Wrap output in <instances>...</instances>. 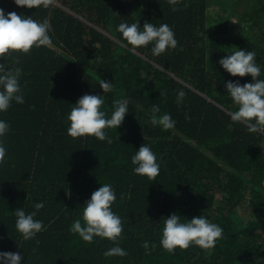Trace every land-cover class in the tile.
Listing matches in <instances>:
<instances>
[{
    "label": "trees",
    "instance_id": "16d2710c",
    "mask_svg": "<svg viewBox=\"0 0 264 264\" xmlns=\"http://www.w3.org/2000/svg\"><path fill=\"white\" fill-rule=\"evenodd\" d=\"M223 2L180 0L173 12L168 0H54L36 9L0 0L6 15L47 19L52 40L19 55L24 103L0 112L10 126L7 164L0 165V252H20L21 264H264V133L231 120L236 105L225 87L253 80L219 64L234 51H254L264 79V0H250V15L237 10L240 29L209 14L210 5ZM137 20L141 28L168 24L177 47L159 57L152 44L133 50L117 27ZM248 21L255 29L248 31ZM101 79L112 83L110 92ZM179 91L186 96L178 105ZM85 94L104 96L106 118L114 100L128 101L122 125L106 130L111 143L68 135L67 117ZM153 105L158 116L171 115L173 129L149 123ZM142 144L160 164L155 181L133 170L131 157ZM105 183L116 193L112 211L122 219L124 257L104 256L115 246L106 238L86 243L70 231ZM36 203L44 204L35 219L46 230L24 241L14 211L30 214ZM173 213L181 222L201 215L223 228V238L211 250L192 245L169 254L160 240Z\"/></svg>",
    "mask_w": 264,
    "mask_h": 264
},
{
    "label": "clouds",
    "instance_id": "9594fccd",
    "mask_svg": "<svg viewBox=\"0 0 264 264\" xmlns=\"http://www.w3.org/2000/svg\"><path fill=\"white\" fill-rule=\"evenodd\" d=\"M53 2L54 0H14L17 6L28 9L41 6L48 8ZM168 3L172 6L173 12L180 10L177 7L180 0H168ZM50 31L51 24L47 19L38 22L31 16L18 15L14 11L6 15L4 9L0 8V112H6L13 102L24 103L20 84L22 69L16 66L21 63L19 55H30L33 48L51 46ZM117 31L122 34L123 39L133 50L152 44L151 51L155 57H159L170 49H175L178 45L175 33L168 24H161L157 27L153 23L145 22L141 28L138 20L130 25L122 22L118 25ZM9 60H11V67L6 63ZM219 64L233 77L248 75L252 77V83L241 85L237 80L228 81L225 84L227 93L236 105V110L230 113V117L233 122L244 125L249 132L264 133V79L259 78L261 68L256 63V53L237 50L220 59ZM99 85L104 93L112 90L110 82L101 79ZM160 95H166V93L161 92ZM185 96L184 91L178 92V105L183 102ZM103 97L85 94L79 98L67 117L70 122L67 129L70 137L76 139L92 136L100 141L112 142L106 130L117 129L122 125L129 112L128 101L114 100V111L110 118H106V113L102 110ZM160 111L158 105H153L149 123L152 126H160L165 131L173 129L176 122L171 115L165 113L158 116ZM9 130V124L0 120V165L7 164L3 138ZM131 162L135 166L133 170L136 174L146 176L151 181H155L160 174L157 157L145 144H142L131 157ZM115 201L116 193L112 185L103 184L86 201L82 214L83 223L80 219H76L70 227V231L78 234L86 243L94 242V237L111 241L115 246L104 253L105 257L128 255L119 246V241L123 239L124 228L121 217L112 211ZM43 207V203H36L35 210L30 214H26L23 208L14 211L17 218L15 227L24 241L34 239L38 233L46 230L43 222L35 219ZM222 238L223 228L205 217L200 215L187 222H181V216L173 213L164 221L160 244L169 254H175V249L187 250L192 245L204 250L214 249ZM142 246L147 252L149 244L145 242ZM22 259L20 252H0V264H21Z\"/></svg>",
    "mask_w": 264,
    "mask_h": 264
},
{
    "label": "rangeland",
    "instance_id": "374dc122",
    "mask_svg": "<svg viewBox=\"0 0 264 264\" xmlns=\"http://www.w3.org/2000/svg\"><path fill=\"white\" fill-rule=\"evenodd\" d=\"M223 5L222 3L217 4V3H213L212 5L209 6L208 8V12L209 14H212L213 17H218V14L223 16L227 21L228 24H230L231 26H233L234 29H240L243 27V24H245V22H241L240 20V14L238 11H241L243 8H245L248 11V14L250 15V10H251V5H250V0H244V4L243 5H237V2H240L242 0H223ZM254 1V0H253ZM224 7V8H222ZM241 19L243 20V15L241 17ZM252 23L250 21H248V31H250L251 27L255 26H251ZM253 25V24H252Z\"/></svg>",
    "mask_w": 264,
    "mask_h": 264
}]
</instances>
